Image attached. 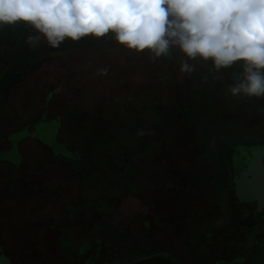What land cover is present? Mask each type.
Listing matches in <instances>:
<instances>
[{
    "label": "rangeland",
    "instance_id": "1",
    "mask_svg": "<svg viewBox=\"0 0 264 264\" xmlns=\"http://www.w3.org/2000/svg\"><path fill=\"white\" fill-rule=\"evenodd\" d=\"M20 25L16 39L12 26L0 25V148L6 139L15 143L34 135L71 161L39 156L12 177L0 168V218L20 203V195L34 199L0 219L6 232L0 240L12 235L18 243L4 249L7 257L0 247V264H10L9 255L13 264H164L167 258L181 264H264V227L238 222L228 193L207 183L208 159L190 140L192 127L175 134L176 142L167 140V130L200 122L196 108L221 117L230 112L248 124V138L264 137V129L246 120L251 108V118L264 119V97L228 92L241 62L217 73L210 62L190 61L195 72L181 74L184 57L176 48L153 61L147 51L119 45L112 33L65 38L51 47L36 39L40 34L32 26ZM44 105L47 112L37 124L11 132L17 114L19 125L25 124ZM56 113L62 115L61 140L76 152L57 140ZM179 143L181 149L174 150ZM0 157L20 161L14 146ZM192 187L195 193L188 192ZM174 193L179 206L171 213L184 215L189 206L196 214L183 218L176 231L167 222L150 226L143 212H154V200L164 202ZM50 200L54 206L48 208ZM27 203L37 210L30 212ZM56 212V219L45 215Z\"/></svg>",
    "mask_w": 264,
    "mask_h": 264
},
{
    "label": "clouds",
    "instance_id": "2",
    "mask_svg": "<svg viewBox=\"0 0 264 264\" xmlns=\"http://www.w3.org/2000/svg\"><path fill=\"white\" fill-rule=\"evenodd\" d=\"M18 21L51 47L112 33L153 61L176 48L181 74L195 72L190 61L210 62L217 73L241 62L228 92L264 97V0H0V25Z\"/></svg>",
    "mask_w": 264,
    "mask_h": 264
},
{
    "label": "trees",
    "instance_id": "3",
    "mask_svg": "<svg viewBox=\"0 0 264 264\" xmlns=\"http://www.w3.org/2000/svg\"><path fill=\"white\" fill-rule=\"evenodd\" d=\"M19 23H21V25L24 24V26L27 25V23L23 22V21H18L14 25H11L12 26L11 37L13 39H16L17 36L19 35L18 32H15V31H17L16 27L19 25ZM0 62H3V55L1 54V51H0ZM204 109L202 108V110L200 111L198 108H196V114L198 115L197 116L198 120L200 119L199 120L200 122H198V124L200 126H198V124L197 125L193 124V122L191 123L190 122L191 120L186 121L185 125H182L181 129H179L180 130L179 132H177V130H174L172 128L170 130H167L168 133L171 134V137L169 138V136H168L167 140H169L168 142H170V144H172L173 142H176L179 136L175 135V134H180L181 131L187 132V130L189 131V128L192 127L193 131L190 134L191 135L190 140L193 141V144H195V147H197V148L202 147L203 148L204 154L206 155V159H208V161H206V165L204 167L205 170H203V172H205L208 175V177H205V180L207 181L208 184H210V185L214 184L216 186V188L225 190L228 193L229 200H230L234 197V195H233L234 191L233 190L235 188V179L233 180V177L231 176V169L234 168L235 154L237 152L238 147L244 146L247 143H249V141L254 137V135H250L248 138V135H246V131L244 130V126H246L248 124L245 122L238 123V121H235V119H233L230 112L226 111V114H227L226 117L225 116L221 117V116L217 115L216 112L212 113V114H215V117L210 119L209 116H211L212 114L205 112ZM252 109H254V108H251L250 110L247 111L246 120L253 121L254 124H258L262 129H264V127L261 126V124L264 123V119H262L263 117L260 114H257V116L253 117V118L250 117L249 111L251 114ZM193 117H194V115H193ZM253 122H251V123H253ZM190 131H191V129H190ZM186 132H185V134H186ZM176 146H174L176 148V149L174 148V150L179 151L181 149L180 143L177 147ZM171 160H172L173 167H174V165L177 162H175L173 160V158ZM171 180H172V178H171ZM137 185H139V183H137ZM172 186L173 185H170V188H166L165 190H167V192H171L170 190L172 189ZM147 188H148V186H146L145 189H147ZM162 192L164 193L163 190H162ZM188 192L189 193H195L196 188L192 187L191 189H189ZM235 192H236V190H235ZM148 195L150 196V194H148ZM236 196H238L237 193H236ZM146 199H149V198H146ZM152 200H154V196H152ZM175 200H176L175 193H174V196H172V198L162 200L164 202L155 203L154 202L155 200H154L153 201L154 207L156 209H159V207H160V210H161L160 212L162 214H160L159 212H157V214H156L155 213L156 209L154 210V212H151L150 210H146L143 212L142 218H147V221L149 222L150 226L153 223L156 224L157 222L159 223L160 221L161 222H167L168 223L167 225H170L171 227L175 226L174 228L176 231L178 228L181 227L180 223L182 221H185V220H183V218L189 219L193 214H196V213L194 211L195 209L191 208L189 206H187V208L185 209V211L183 213L184 215L177 216L176 213H171V212H173V211H171V208L175 209L179 206L178 204L174 203ZM211 200L209 199V201H211ZM166 201H169V202H166ZM235 205L236 204L231 203V209L234 211L235 214H238L237 206H235ZM164 211H166V212H164ZM187 211L190 212L189 214H191V215H186L188 213ZM186 221H187V219H186ZM173 222H175L176 224L173 225ZM197 230L198 229L196 228V229H193L192 231L194 233H197ZM189 234H191V233H187L185 235L188 236ZM2 249L4 251V248H2ZM4 253L7 255V252L4 251ZM155 253H157V252H155ZM152 254H154V253H150L146 256H150ZM167 259L170 263L177 264V263L173 262L174 261L173 259H171V258H167ZM9 261L11 264H13L15 262L13 255H9Z\"/></svg>",
    "mask_w": 264,
    "mask_h": 264
},
{
    "label": "crops",
    "instance_id": "4",
    "mask_svg": "<svg viewBox=\"0 0 264 264\" xmlns=\"http://www.w3.org/2000/svg\"><path fill=\"white\" fill-rule=\"evenodd\" d=\"M45 102H47V100ZM46 112H47L46 105H44L43 107L40 108L39 112L35 116L33 115L31 118L26 119L25 124H21V125H19V123H22L23 121H21V119H20L21 116L17 114L18 119H17L16 125H13V124L11 126L9 125V128L12 127L11 128V132H17V131L20 132V131H22L23 127H25L24 125H28V124H31V123L37 124L40 121V119L44 116V113H46ZM52 115H54V117H58L59 118L60 128H59V130L57 132V140L60 143L64 144V146L68 150H71L68 147L67 143L65 141L61 140L62 115L59 114V113L52 114ZM48 117H49V114L47 115V118ZM6 127H8V126L6 125ZM6 127H4V128H6ZM42 131H43V129L41 127L40 128L37 127V133H40ZM2 142H3L4 145L2 146V148H0L1 149L0 152L8 151L9 149L13 148V146H14L15 151H16L18 157L20 158V161L16 162L11 157H9L8 159H5V160H3L0 157V168L1 169H6L8 171L9 177L10 176L12 177L13 175L15 176V175H17L19 173H22L23 172L22 169H27L29 167L31 168L32 165H33L32 164L33 159L34 158L36 159V157L38 158L39 156L40 157H46V158L60 159V160H64V161H71L69 158H66L64 155H60V154L55 155L54 152H52L51 147H49L47 144H45L43 142V140L41 138H39V136L27 135V136L22 137L21 139H19L15 143L12 140H8V139H6L5 141H2ZM71 151L76 152L75 150H71ZM25 172H29V169H28V171H25ZM21 189H22V187H21ZM20 196H21V197H19V200L21 199L20 203L18 205H14L15 207L12 208L13 211H11L9 213L14 212V210H16L19 207L20 208L24 207L23 204L26 203V202H22V201H24V200L27 201V199H29L27 197H23L22 195H20ZM31 200L33 202L34 199H31ZM30 201H27V202H30ZM27 204L29 205V209L28 210H30V212L37 210L36 207L33 206V203H32V205L29 204V203H27ZM45 205H48L49 206L48 208L54 206L52 200H50L48 203H45ZM22 209H24V208H22ZM9 213L4 214L0 219L6 217V215H9ZM56 214H57V212L56 213H51V214L49 213V214H45V215H46L47 218L49 217V220H50V218L53 219L55 216H57ZM52 215H54V217ZM55 219H56V217H55ZM0 225L4 226L5 224L2 225L1 222H0ZM1 226H0V229L2 228ZM3 231L0 230V232H1L0 235L6 234V232L2 233ZM5 237L6 238H4L3 240H0V247L4 248V249H8V248H15L16 249L17 248V244H18L17 241H15L16 236L5 235ZM153 253L155 254V252H153ZM213 257H215V256H213ZM164 264H173V263H170L169 261H166V263L164 262ZM177 264H181V263L177 262Z\"/></svg>",
    "mask_w": 264,
    "mask_h": 264
},
{
    "label": "water",
    "instance_id": "5",
    "mask_svg": "<svg viewBox=\"0 0 264 264\" xmlns=\"http://www.w3.org/2000/svg\"><path fill=\"white\" fill-rule=\"evenodd\" d=\"M263 157L264 147L240 146L234 159L236 193L244 201L256 200V213L261 211L264 203Z\"/></svg>",
    "mask_w": 264,
    "mask_h": 264
},
{
    "label": "flooded vegetation",
    "instance_id": "6",
    "mask_svg": "<svg viewBox=\"0 0 264 264\" xmlns=\"http://www.w3.org/2000/svg\"><path fill=\"white\" fill-rule=\"evenodd\" d=\"M256 137H258V138H256ZM244 146L264 147V137H259L257 135H254V137L249 141V143H247ZM255 157H258L257 154H255ZM261 162L264 165V157L262 158ZM252 168H253V166H252ZM234 174H235L234 168H232L231 169V176L233 177V180H234ZM233 191H234L233 192L234 197L232 199H230V201H231V203L236 204L235 206H237L238 215H239V216H237L238 217L237 221L238 222L245 221L246 224L249 226H251L253 224L254 225L261 224L264 227V203H263V207H262L261 211L256 213L255 212V209L257 207V201L256 200L244 201L241 199V197L236 196L235 188ZM222 250H223V247L220 248V251H222ZM5 256L7 257L6 254H5ZM215 259L216 258L213 257V260H215ZM9 263H10V261H9ZM228 263H230V262H228Z\"/></svg>",
    "mask_w": 264,
    "mask_h": 264
}]
</instances>
